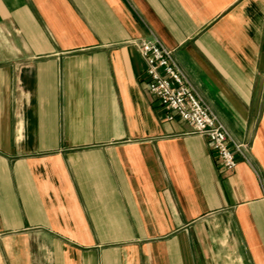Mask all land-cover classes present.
I'll return each mask as SVG.
<instances>
[{
	"label": "crops",
	"instance_id": "obj_1",
	"mask_svg": "<svg viewBox=\"0 0 264 264\" xmlns=\"http://www.w3.org/2000/svg\"><path fill=\"white\" fill-rule=\"evenodd\" d=\"M152 39L232 171L147 91ZM0 264H264V0H0Z\"/></svg>",
	"mask_w": 264,
	"mask_h": 264
},
{
	"label": "built area",
	"instance_id": "obj_2",
	"mask_svg": "<svg viewBox=\"0 0 264 264\" xmlns=\"http://www.w3.org/2000/svg\"><path fill=\"white\" fill-rule=\"evenodd\" d=\"M145 64V86L168 112L167 120L178 118L193 134L207 139L223 171H232L245 160L248 145L235 141L215 113L195 93L175 64L172 52L156 40H142L137 45Z\"/></svg>",
	"mask_w": 264,
	"mask_h": 264
}]
</instances>
